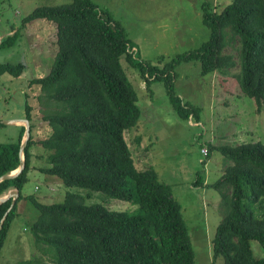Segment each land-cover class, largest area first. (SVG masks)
I'll use <instances>...</instances> for the list:
<instances>
[{
    "label": "trees",
    "instance_id": "obj_1",
    "mask_svg": "<svg viewBox=\"0 0 264 264\" xmlns=\"http://www.w3.org/2000/svg\"><path fill=\"white\" fill-rule=\"evenodd\" d=\"M200 10L209 38L199 48L163 64L137 57L138 49L124 27L94 0L36 6L18 28L12 27V33L1 37L0 47H11L33 19L55 23L56 51L50 67L46 74L30 79L40 91L37 99L45 96L42 119L50 128L48 137L39 141L47 151V165L39 170L57 175L67 186L133 201L138 212L109 210L100 203L87 205L75 192H67L62 201L52 204L24 196L21 190L27 181L33 144L31 107L26 102L30 137L23 149L24 167L0 181V195L18 189L2 223L12 197L0 203V251L18 214L17 203L26 199L36 211L29 224L33 242L44 246L42 250L50 253L53 264H195L181 205L170 185L160 180L152 166L136 167L124 138L126 130L137 126L141 109L121 59L141 74L147 87L151 80L162 79L178 116L198 120V107L188 106L175 93L171 70L181 60H198L203 74L224 72L234 63L232 56L221 53L226 45L224 30L229 28L239 45L236 82L258 112L264 102V0H232L219 12L212 0H203ZM24 67L22 62L0 63V74L16 76ZM19 128L15 142L0 143V175L21 162L25 127ZM213 148L231 164L213 183L204 185L200 172L191 183L220 190L225 208L212 240V263L222 256L224 264H264V257L253 256L249 245L255 240L264 248V143L208 144L207 156Z\"/></svg>",
    "mask_w": 264,
    "mask_h": 264
},
{
    "label": "rangeland",
    "instance_id": "obj_2",
    "mask_svg": "<svg viewBox=\"0 0 264 264\" xmlns=\"http://www.w3.org/2000/svg\"><path fill=\"white\" fill-rule=\"evenodd\" d=\"M94 1L119 21L131 44L138 49L137 57L148 62L163 64L177 54L199 48L209 38L210 30L201 17L203 0ZM231 1L212 0V4L219 12ZM69 2L71 0H0V39L12 33V27L18 28L21 19L36 6ZM54 24L41 18L33 19L26 24L15 45L0 47V63L22 62L25 66L16 76L8 72L0 74V121L25 119V103L31 107L33 144L27 181L21 192L24 196L32 195L43 204L60 202L67 192H75L82 195L87 205L100 203L109 210L136 213L138 205L133 201L111 198L101 191L67 186L57 175L39 170V166L47 165V151L39 141L48 137L50 128L42 119L46 109L43 105L45 96L37 99L40 91L37 85L30 84V79L46 74L50 67L56 51ZM224 32L226 45L221 53L232 56L234 61L233 65L224 68V72L214 70L203 74L198 60H181L171 70L175 93L188 106L198 107L199 120L193 116L186 120L178 116L171 106L163 80L153 79L149 87L147 84L141 87V74L124 58L121 59L124 71L137 91L141 109L137 126L126 130L124 138L136 167L152 166L160 180L170 185L174 198L181 205L195 264H224L222 256L212 263V240L216 226L226 212L220 190L211 186H190L189 177L193 172L195 176L200 172L204 177L205 169L208 180L214 182L220 176L217 173L231 164L215 148L207 160V156L200 153L201 145L209 140H213L216 146L242 141L264 143V102L257 112L253 100L239 90L236 82L238 41L229 28ZM19 125L25 127L26 123L0 126V143L15 142ZM140 133L142 142L150 144L148 151L153 148V163L144 162L140 141L135 140ZM226 191L229 193L228 189ZM17 213L1 248L0 264H17L25 259L32 264H53L50 253L42 250L44 246L33 242L29 224L36 211L30 201L19 200ZM249 245L253 256L264 257V248L255 240H250Z\"/></svg>",
    "mask_w": 264,
    "mask_h": 264
},
{
    "label": "water",
    "instance_id": "obj_3",
    "mask_svg": "<svg viewBox=\"0 0 264 264\" xmlns=\"http://www.w3.org/2000/svg\"><path fill=\"white\" fill-rule=\"evenodd\" d=\"M16 121H22V122L26 123L25 131H24L21 143H20V150H19V154H20V157H21V162L14 169L15 171L11 170L10 172L1 174L0 175V181L4 180V178H9V177H12V176L18 174L21 171V169L24 167L23 149H24V147L26 145V142H27L28 138L30 137V130H29L30 128H29V123H28L27 119H14V120H6V121H0V122L3 123V124H16L15 123ZM1 195H2V197H1ZM1 195H0V203L5 201L9 196L12 197L11 204H10L9 208L7 209V211L4 213V215H3L2 219H1V223H2L4 218L7 215L8 211L11 209V207L14 205V203L16 201V198L18 196V189L17 188H11V189H9L6 192V194H1ZM0 229H1V224H0Z\"/></svg>",
    "mask_w": 264,
    "mask_h": 264
},
{
    "label": "crops",
    "instance_id": "obj_4",
    "mask_svg": "<svg viewBox=\"0 0 264 264\" xmlns=\"http://www.w3.org/2000/svg\"><path fill=\"white\" fill-rule=\"evenodd\" d=\"M141 86V85H140ZM197 120V119H196ZM199 120V119H198ZM144 135H145V133H143ZM137 139L140 141V146L142 147V152H144V154H143V156H145V159H144V162H151V163H153V159H152V151H153V148H150V150L149 151H146L145 150V148L147 147L148 148V145H150V144H144V142H142V137H141V133L140 134H138L137 136H136V138H135V140L137 141ZM208 144H213V140H209V141H205L202 145H201V147H203V146H207L208 147ZM200 153H201V150H200ZM147 154V155H146ZM210 154L211 153H209V155L206 157V159L208 160V158L210 157ZM202 163H204V161L203 160H200ZM143 164V163H142ZM205 166V165H204ZM157 172V171H156ZM205 172H206V170L204 169V177L202 176V181H203V183H204V185H208V184H210V183H213L212 181L210 182L209 180H208V175H207V173L205 174ZM223 172H224V170L222 171H220L219 173H217V175L219 176V175H221V174H223ZM195 175H194V172L190 175V177H189V180H190V182H189V185L191 186V181H194V177ZM218 178V177H217ZM206 188H208V187H206ZM223 191H225V189L223 190ZM220 195V197H221V194H219Z\"/></svg>",
    "mask_w": 264,
    "mask_h": 264
},
{
    "label": "built area",
    "instance_id": "obj_5",
    "mask_svg": "<svg viewBox=\"0 0 264 264\" xmlns=\"http://www.w3.org/2000/svg\"><path fill=\"white\" fill-rule=\"evenodd\" d=\"M132 50H134V48H133ZM132 50H131V51H132ZM145 75L147 76V73H146ZM140 85H141L142 87H145V79H142V84L140 83ZM201 153H202L204 156H207L208 152H207V147H206V146L201 147Z\"/></svg>",
    "mask_w": 264,
    "mask_h": 264
},
{
    "label": "bare ground",
    "instance_id": "obj_6",
    "mask_svg": "<svg viewBox=\"0 0 264 264\" xmlns=\"http://www.w3.org/2000/svg\"><path fill=\"white\" fill-rule=\"evenodd\" d=\"M15 123H17V124H22L23 122L22 121H16ZM15 171V170H14ZM1 197H2V195H1Z\"/></svg>",
    "mask_w": 264,
    "mask_h": 264
},
{
    "label": "clouds",
    "instance_id": "obj_7",
    "mask_svg": "<svg viewBox=\"0 0 264 264\" xmlns=\"http://www.w3.org/2000/svg\"><path fill=\"white\" fill-rule=\"evenodd\" d=\"M142 87V86H141Z\"/></svg>",
    "mask_w": 264,
    "mask_h": 264
}]
</instances>
